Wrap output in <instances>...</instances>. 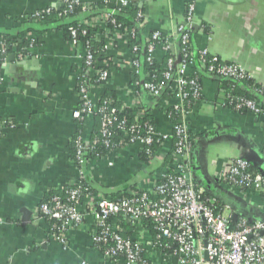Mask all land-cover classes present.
<instances>
[{
	"label": "crops",
	"instance_id": "obj_1",
	"mask_svg": "<svg viewBox=\"0 0 264 264\" xmlns=\"http://www.w3.org/2000/svg\"><path fill=\"white\" fill-rule=\"evenodd\" d=\"M77 1L90 7L94 19L115 7L112 0ZM126 1L144 15L141 38L153 31L172 33L193 4L194 51L206 49L210 56L239 65L251 84L264 89V0ZM60 7V0H0V38L12 41L13 48L1 50L6 54L0 60V264H113L93 245L89 216L66 232L62 245L50 236L49 222L38 211L51 194L78 181L73 144L79 137L89 142L98 128L95 117L78 120L73 115L81 103L82 48L67 38L66 22L56 16L31 18L35 11ZM18 45H23L21 59ZM107 55L113 65L110 80L94 89L93 97L99 99L108 90L122 108L147 112L157 132L170 135L179 120L172 116L175 98L169 93L152 97L133 86L126 42L119 40ZM162 57L157 50L155 60ZM203 77L202 96L185 117L191 137L190 179L222 203L224 216L262 220L264 192L228 187L222 170L229 160L243 157L264 176V115L231 107L221 80ZM172 147V139L161 142L152 159L143 162L139 145L126 146L90 160L86 177L101 196L151 189L168 170ZM133 233L145 245L150 239ZM145 255L149 264H179L151 247Z\"/></svg>",
	"mask_w": 264,
	"mask_h": 264
},
{
	"label": "built area",
	"instance_id": "obj_2",
	"mask_svg": "<svg viewBox=\"0 0 264 264\" xmlns=\"http://www.w3.org/2000/svg\"><path fill=\"white\" fill-rule=\"evenodd\" d=\"M112 1L115 7L104 17L88 22L79 21L76 26L69 27L71 42L83 50V69L79 81L81 103L73 115L78 120L97 116L100 122L98 136L87 143L81 137L74 142L79 178L85 176L84 156L99 143L112 151L129 145H139L144 150L154 141L161 143L172 139V162L168 168L172 172H165L153 188L139 190L135 194L127 190L129 196L119 200L88 193L78 181L67 185L61 191L66 193V200L52 195L39 205V213L49 222L50 236L64 245L66 232L82 226L85 216H89L92 220V243L113 264H149L145 255L147 247L179 264H264V219L247 222L245 219H235L234 214L224 216L223 206L220 212H216V199L205 198L204 191L193 184L189 174L191 137L185 117L191 102H198L202 96L200 74L196 69L191 71V68L196 65L197 69L209 77L234 80L237 84L247 79L244 70L237 64L225 63L210 56L206 49L194 51L191 42L195 28L194 6L189 4L184 21L172 33L153 31L142 39L144 64H154L157 50L166 56L161 73L157 74L155 70L143 71V63L138 55L141 47L139 44L132 47L129 61L134 74L133 86L141 87L152 97L171 94L175 98L173 111L179 120L172 125L170 135L160 134L151 124L143 128L129 124L125 118L118 116L124 108L119 109L110 100H102V97H93L94 89L107 84L111 73L103 68L106 63L97 62V51L89 42L82 45L76 41L80 26H83L80 30L83 35L87 33L88 26H100L103 33L96 35L95 39L104 40L102 51L108 54L115 41L128 43L136 37L134 28L115 31L111 35L108 33L107 22L115 24L114 17L130 7L126 0ZM60 3L63 10L58 17L68 24L71 22L73 6L81 5L80 16L86 17L90 13V7L77 0H60ZM50 13L49 8L35 11L31 18L42 21ZM136 19L144 20L141 11L136 13ZM143 24V21L140 22L139 27H143ZM17 56L21 59L22 51ZM247 89L264 101L263 88L250 84ZM225 97L235 103L236 110L264 115L261 104L255 99L234 97L230 93ZM117 134L122 136L123 141L115 143L114 137ZM222 179L231 188L264 192V176L250 170L243 157L227 162L222 170ZM113 216L135 227L138 236L147 235L141 226L143 220L150 221L156 233L146 245L140 239L126 238L122 235L123 229L110 221Z\"/></svg>",
	"mask_w": 264,
	"mask_h": 264
},
{
	"label": "trees",
	"instance_id": "obj_3",
	"mask_svg": "<svg viewBox=\"0 0 264 264\" xmlns=\"http://www.w3.org/2000/svg\"><path fill=\"white\" fill-rule=\"evenodd\" d=\"M63 9L60 7L58 10H51V13L49 16H56L57 18L58 15L61 13ZM80 10H81V5H75L73 6V9H72V12L70 13V20L71 22L68 24V23H65L63 25V29H64V32L67 36V38L72 41V38L70 36V33H69V27L71 25L73 26H76V24L80 21V22H88L90 20H93V16L89 15L90 13H88L85 16H81L80 18L79 17H76V15H78L80 13ZM139 10L134 8L133 6H130L129 8H126V9H123L122 10V13L118 14L117 16H115V24H111V23H108L106 24V29L108 31V33L111 35L113 32H117V31H121L123 32V30H130L131 28H134L136 29V37L132 40H129L128 43H127V46L128 48L132 49V47L136 44H139V46L142 45V39L141 38L142 36H140L139 34V31H140V27H139V24L140 22L143 21L144 23V20H139L137 21L136 19V13L138 12ZM99 14V13H98ZM49 16H47L46 18H48ZM96 16H101L100 15H96ZM45 18V19H46ZM61 20V18H59ZM37 21V20H35ZM62 21V20H61ZM106 21V20H105ZM117 25H120V28H117ZM144 25V24H143ZM89 28H87V33L85 35L81 34V28H83V26H80L79 27V31L77 32V38H76V41L78 44H86L87 42H89L92 46H93V49L97 51V62L98 63H106V66L103 67L104 69H107L110 71L111 73V70L113 69V65H112V61H111V57L109 55H107V53H105V51H102L103 49V46H104V40L102 38L96 40L95 39V36L98 35V34H101L103 33L102 31V28L100 26H97V25H94V26H88ZM0 42H4L5 45H1L0 43V60H2L5 56V52L2 53L1 50H4L9 53L10 51H12V41H8L7 38H0ZM118 41H115L114 44L116 46V43ZM23 45H18L17 47V51L20 52L23 48H22ZM139 59L141 60V62L143 63L142 66H143V71H146V72H152V71H157V74L161 73L162 70H160L162 67H164L165 65V58L166 56H163L162 57V61L161 62H158L155 60L154 64L149 66V65H146L144 64V56H145V51L143 49V46L140 47L139 49ZM198 67L193 66L191 68V71L192 70H197L198 73L200 74V81L202 78H204L203 76H207L203 71H201L200 69H197ZM252 82V81H251ZM250 80H244L242 81L241 83L237 84L234 80H221V89L223 90L224 94L226 95L227 93H230L232 96L236 97V96H242L244 98H250V99H255L257 102H259L263 108V111H264V101L262 102V100L258 97L257 94L249 91L247 88L248 86L251 84ZM241 85L244 86V88H241ZM165 94V93H164ZM163 94V95H164ZM161 96V95H160ZM158 96V97H160ZM110 100L112 102V105L119 109H121V106L119 105L120 103L118 102V100L116 99V97L108 92H105L102 96V100ZM194 104V102L190 105ZM230 106L233 107L235 105L234 102L230 101L229 102ZM171 110V109H170ZM241 112H243L244 110H240ZM174 114V115H173ZM172 116H174L175 118H177L176 116H178L176 113H173ZM176 115V116H175ZM118 116L119 118H125L127 120V122L129 124H137L138 126H140L141 128H143L145 125H148V124H152L151 122V117L146 113L144 114H140V111L137 110V109H127V108H124L122 109L119 113H118ZM97 119L98 121V128L96 130V132L94 133L93 137H96L99 135V128H100V122H99V119L97 116H93ZM92 137V138H93ZM114 141L115 143L117 142H120V141H123V138L120 134H117L115 137H114ZM160 145V142H156L154 141L150 146H146L144 148V150H142L140 152V158L143 162H147L149 161V159H152V157L154 156V154L156 153L157 149H158V146ZM73 149H74V152H75V148H74V144H73ZM112 150L110 149H107L105 148L103 145H101L100 143L97 144L90 153L86 154L84 156V160L86 161V165L87 163L90 161V160H95L97 158H101V157H104L106 155H108ZM171 159V157H170ZM168 159L167 161V165L171 164V160ZM75 164L77 165L78 167V164H77V161H76V152H75ZM86 165L84 166V171H85V168H86ZM250 170L251 167H250ZM167 173H171L172 171L169 169L166 171ZM79 185L82 186L83 190H86V192L88 193H96L95 189L92 187V185L90 184L89 180L87 179L86 177V171H85V176L83 178H79L78 179V182ZM127 190H130L132 191V193H139V190H132V189H125V190H122L120 191L118 194L116 195H113V196H105L109 199H112V200H119L121 198H125V197H128L129 196V193ZM52 195H58V196H61V198H63L64 200H66V193L65 192H59V193H54V194H51L50 196ZM49 196V197H50ZM204 197L205 198H215L216 201H217V209L216 212H220V207H222V203L214 196L210 195V194H207L204 192ZM110 221L112 223H114L115 225H118L120 226V228L123 229V232H122V235L126 238H132L133 236V232L135 230V227H133L132 225L130 224H127V223H124L123 220H121L119 217H111ZM141 226H143V228L145 229V232L147 234V236L149 237H153L155 235V230H154V225L148 221V220H143L142 223H141ZM136 231V230H135Z\"/></svg>",
	"mask_w": 264,
	"mask_h": 264
},
{
	"label": "water",
	"instance_id": "obj_4",
	"mask_svg": "<svg viewBox=\"0 0 264 264\" xmlns=\"http://www.w3.org/2000/svg\"><path fill=\"white\" fill-rule=\"evenodd\" d=\"M24 215H25V217L27 216L25 212H24ZM263 233H264V232H263Z\"/></svg>",
	"mask_w": 264,
	"mask_h": 264
}]
</instances>
